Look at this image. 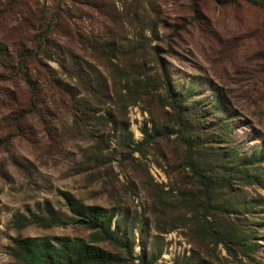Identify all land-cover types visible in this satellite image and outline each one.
Returning <instances> with one entry per match:
<instances>
[{"label":"rangeland","instance_id":"374dc122","mask_svg":"<svg viewBox=\"0 0 264 264\" xmlns=\"http://www.w3.org/2000/svg\"><path fill=\"white\" fill-rule=\"evenodd\" d=\"M0 75V264H17L14 239L91 243L66 197L112 215L129 250L91 244L113 264H264V12L212 0H0ZM161 78L207 152L257 161L253 184L233 175L214 205L221 228L251 236L250 259L201 233Z\"/></svg>","mask_w":264,"mask_h":264},{"label":"trees","instance_id":"16d2710c","mask_svg":"<svg viewBox=\"0 0 264 264\" xmlns=\"http://www.w3.org/2000/svg\"><path fill=\"white\" fill-rule=\"evenodd\" d=\"M138 0H135L137 2ZM217 6L230 7L245 4L264 12V0H212ZM48 33L51 27L45 29ZM46 34V33H45ZM41 42L38 47L40 48ZM34 52H27L20 57L16 71L20 73L21 65ZM0 78L1 75H0ZM162 88L167 105L172 110V124L180 134L179 144L184 150V161L190 171L191 179L196 186L194 199L199 200L201 218V233L215 243L229 244L232 250H236L245 258H252L254 254L251 236L245 235L235 227L230 226L223 229L215 219L216 194L222 186H226L229 178L240 175L244 184L251 185L254 182L252 176V166L257 161L239 163L243 157L236 155L234 148L230 153L223 155L219 151L216 155H211L212 149L206 147L198 136L197 128L194 127L196 120L186 107L171 92L169 86L161 78ZM202 115V114H201ZM198 119V117H197ZM218 132L221 138H226L225 126L220 125ZM144 139L150 138L146 131L142 132ZM205 145V146H204ZM217 148H215V151ZM215 153V152H214ZM215 156V157H212ZM68 209L74 215L72 222H77L85 229L90 230V242H108L115 247L129 250L128 245L118 239L114 231L110 230V220L112 215L104 216L99 209L84 207L79 201L66 197ZM217 206V205H216ZM206 216L211 218L209 221ZM23 220V219H22ZM56 216L49 218L33 217V222L53 223ZM20 226L29 221H16ZM227 230V231H226ZM53 242L46 238L14 239L11 247V255L17 264H113L117 257L103 251L99 246L92 245L83 239H60L55 238ZM141 264H145L141 260Z\"/></svg>","mask_w":264,"mask_h":264}]
</instances>
